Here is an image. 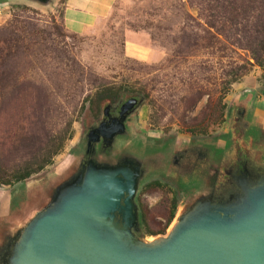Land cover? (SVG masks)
<instances>
[{"label": "rangeland", "instance_id": "1", "mask_svg": "<svg viewBox=\"0 0 264 264\" xmlns=\"http://www.w3.org/2000/svg\"><path fill=\"white\" fill-rule=\"evenodd\" d=\"M62 2L48 8L19 1L0 5V192L11 194L12 200L20 193L22 197L11 206L13 223L0 215L1 262L7 258L2 256L9 234L14 244L16 231L22 232L51 200L41 201L43 192L79 174L89 133L104 121L108 107H118L120 101H107L98 109L94 87L127 88L142 100L126 120L125 133L115 137L111 152L103 154L99 145L98 158V153L92 158L109 167L122 162L141 167L137 235L145 243L166 237L178 214L213 191L216 169L223 161L215 145L225 146L235 105L244 98L264 107L262 69L248 52L232 51L222 38L216 39L188 0H114L109 16L89 35L65 29ZM245 64L246 76L228 85L233 72ZM256 119L264 127V112ZM190 139L213 152L214 158L205 169L182 175L185 179L173 177V183L186 191L180 196L173 193L176 187L155 183L165 179L153 176L154 159L167 142ZM249 141L242 144L249 146ZM51 152L57 153L40 172L14 181L15 174L36 169ZM165 153V159H171L170 150ZM260 165L264 168V157ZM194 173L203 175L196 179ZM176 201V219L170 226Z\"/></svg>", "mask_w": 264, "mask_h": 264}, {"label": "water", "instance_id": "2", "mask_svg": "<svg viewBox=\"0 0 264 264\" xmlns=\"http://www.w3.org/2000/svg\"><path fill=\"white\" fill-rule=\"evenodd\" d=\"M8 1L48 8L57 0H0V5ZM141 103L129 99L118 119L91 130L82 170L71 182L43 192L41 201L51 200L16 231L14 244L9 234L5 264H264V177L246 182L241 195L227 200L212 191L195 199L164 238L145 243L136 237L141 167L132 162L109 167L92 157L99 145L103 154L111 152ZM10 214L2 216L13 223Z\"/></svg>", "mask_w": 264, "mask_h": 264}, {"label": "flooded vegetation", "instance_id": "3", "mask_svg": "<svg viewBox=\"0 0 264 264\" xmlns=\"http://www.w3.org/2000/svg\"><path fill=\"white\" fill-rule=\"evenodd\" d=\"M241 101L233 109L234 118L232 120L229 115V130L224 134L227 140L224 141L225 146L220 148L215 145L214 149L217 153L218 151L223 153V161L216 169V177H214V186L212 188V192L218 200H227L230 196L241 195L243 193V184L250 180L264 177V168L260 165L264 157V127L260 123L261 120L256 119V115L264 112V107L263 105H254L249 99L244 100L243 98ZM120 109L121 106L113 108L110 110L108 118L104 117L103 120L118 119L120 117ZM242 140H250V145L242 144ZM167 149L170 150L172 156L169 160L165 159V151ZM212 154L213 152H208L204 146L199 144V141L192 139L184 142H167L162 148L157 150L156 156L158 158L155 156L154 159L157 162V168H155L153 174V176L159 175L165 180H155V183L166 185L171 189L176 187L174 189L176 193H173L181 196L186 191L180 188L178 184L173 183V177L187 176L196 169L211 165L214 158ZM191 175H194L193 178L197 179L203 174L194 173ZM203 178H200L199 181L203 180ZM21 198L20 193L12 200L11 206L18 205L20 203L18 201L22 200ZM139 203L138 197V205L140 206ZM174 204L178 208V202L176 201ZM9 252L10 249L8 248L4 251L2 257H7ZM6 260H8V257ZM4 261L5 259L2 262L0 261V264H3Z\"/></svg>", "mask_w": 264, "mask_h": 264}, {"label": "trees", "instance_id": "4", "mask_svg": "<svg viewBox=\"0 0 264 264\" xmlns=\"http://www.w3.org/2000/svg\"><path fill=\"white\" fill-rule=\"evenodd\" d=\"M188 1L192 6L198 9L204 21L205 27L216 34V39L222 38L228 43L232 51V48H235L248 52L250 54V58L264 72V0ZM62 3H65L64 0ZM246 64L251 66L250 62H246ZM246 64L237 71L233 72L232 80L228 82V85L231 86L242 77L246 76L248 73ZM94 90L97 97L95 103L98 109L101 108L103 102L107 101H120L117 106L122 107L127 100L134 97L127 92V88L102 85L98 88L94 87ZM125 99L127 100L125 101ZM88 100L89 98L87 101ZM55 153L57 152H51V154L47 155V157L40 163L39 166L36 167V169L26 168V170L21 173L15 174L13 176L14 181L17 183L26 181L33 174L40 172L43 167L49 164ZM175 215L176 204H174V208L171 211L168 225L172 223ZM136 237L139 238L137 234Z\"/></svg>", "mask_w": 264, "mask_h": 264}, {"label": "crops", "instance_id": "5", "mask_svg": "<svg viewBox=\"0 0 264 264\" xmlns=\"http://www.w3.org/2000/svg\"><path fill=\"white\" fill-rule=\"evenodd\" d=\"M113 3L114 0H66L63 20L66 30L77 35L91 34L109 16ZM5 193L0 192V215L10 213L12 208V195ZM3 198L7 199L2 203Z\"/></svg>", "mask_w": 264, "mask_h": 264}]
</instances>
